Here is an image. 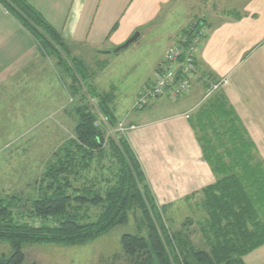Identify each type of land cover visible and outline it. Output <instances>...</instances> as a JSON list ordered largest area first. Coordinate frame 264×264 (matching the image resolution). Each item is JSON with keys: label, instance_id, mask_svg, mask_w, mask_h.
<instances>
[{"label": "trees", "instance_id": "trees-1", "mask_svg": "<svg viewBox=\"0 0 264 264\" xmlns=\"http://www.w3.org/2000/svg\"><path fill=\"white\" fill-rule=\"evenodd\" d=\"M0 5L42 49L58 57V65H67L80 88L85 85L91 77L87 66L67 56L60 32L40 13L25 0H0ZM188 33L205 37L198 23L182 30ZM200 78L204 92L219 81L210 72ZM70 87L79 94L77 87ZM86 89L95 105L79 102L71 108L72 137L52 153L37 194L29 199L0 197V243L11 250L0 254V264H23L24 245L85 244L130 216L146 234L121 236L122 264H244L243 257L264 246V161L219 87L203 94L187 118L215 178L200 190L199 244L192 237L191 219L177 230L168 225L169 206L157 203L128 140L115 131L114 93L97 92L92 83ZM98 113L107 119L106 126L95 125Z\"/></svg>", "mask_w": 264, "mask_h": 264}, {"label": "crops", "instance_id": "crops-1", "mask_svg": "<svg viewBox=\"0 0 264 264\" xmlns=\"http://www.w3.org/2000/svg\"><path fill=\"white\" fill-rule=\"evenodd\" d=\"M25 1L60 32L66 44L67 56L83 61L81 57L85 49L115 48L135 32L139 33V37L142 33H150L152 28L166 19L164 16L176 0ZM234 4L235 1H231V7ZM199 24L203 26L205 37L196 53L192 77L195 84L192 83L189 92L178 98L182 102L193 99L194 103L180 106L176 111L160 117L138 120L130 119L127 114L125 119H118L128 128L125 137L159 205L172 206L188 196H194L192 198L195 199L200 196V190L215 181L202 159L200 147L187 120L190 110L199 104L203 94L206 96L207 91L201 95L197 89L198 84L201 87L204 84L200 78L202 72H210L219 81H224L219 90L228 99L264 160V101L259 102L258 105L262 106L258 108L253 106L257 104L255 99L253 103L250 100L247 103L243 101L244 97L251 94V90L264 89V0H244L230 10L217 8L214 4L211 12L204 11L199 16ZM21 28L0 6V106H20L10 109L9 114L13 115L8 117L10 122L30 118L22 119L21 112L24 111V116L31 113L25 108L21 110L22 105L29 99L36 100L38 89L40 95L48 89L38 84L42 78H30L29 73L35 72L40 51L30 35ZM176 39H171L170 44ZM163 59H159L149 71L143 91L153 81ZM63 68L68 72L67 65ZM66 92L69 94L68 88ZM259 93L263 97L261 100H264V92ZM160 98L150 100L147 106H154ZM54 103L68 105V95L64 103L57 100ZM116 105L115 102L114 108ZM67 109L68 106L61 107L68 116ZM15 110L20 114H16ZM56 112L51 115V120L57 115Z\"/></svg>", "mask_w": 264, "mask_h": 264}, {"label": "rangeland", "instance_id": "rangeland-1", "mask_svg": "<svg viewBox=\"0 0 264 264\" xmlns=\"http://www.w3.org/2000/svg\"><path fill=\"white\" fill-rule=\"evenodd\" d=\"M231 1L236 3L233 7H231ZM243 1L176 0L167 11L164 16L166 19L162 23H158L150 33H142L136 41L118 53H114L116 47L93 51L82 50L81 58L91 77L85 81V85H82L81 88L78 81H73L72 72H66L62 66L58 65V57L52 56L42 49L27 30L0 5L36 43L40 52L36 58L35 72L29 73L31 74L30 78L31 80L33 77L42 78L38 84L48 88L42 91L43 95H40L38 89L36 100L29 99L27 101L30 103L22 105L21 110L25 108L31 111L25 116L24 111L21 112L22 119L30 117L26 120L10 122L8 119L9 116H13L9 114L10 109L20 106L9 104L0 106V120L2 121H0V197L17 195L29 199L36 195L37 180L40 179L51 154L65 142V139L72 137L74 123L71 108L79 102H88L90 107L95 105V101L89 97L86 91V87L90 83L93 84L97 92L112 91L114 93V106L115 102L117 103L114 112L119 120L125 119L127 114L130 119L138 120L160 117L176 111L180 106L192 105L195 101L193 99H185L182 102L180 99L170 100L161 97L154 106L147 105L150 100L156 98L150 99L143 110H138L139 106L136 101H138L137 96L139 98L143 93V83H145L149 71L159 59L165 57L170 49L171 39L184 36L182 30L191 24L198 23L199 16L204 11L211 12L212 5L215 4L217 8L230 10L236 8ZM222 2L225 3L221 5ZM192 83L195 84V82ZM71 85L77 87L78 95L73 94ZM65 87L68 88L69 94ZM197 89L202 95L203 90L200 84L197 85ZM259 92L263 93L264 89L251 90V94L243 98L244 103H247L248 100L253 103L255 99L257 104H253V106L261 107L262 105L258 104L264 100H261L263 97ZM66 94L68 95V105L60 106L54 103L55 100L63 101V103L67 101ZM67 106L68 116L61 110V107ZM133 107L136 108L135 111ZM15 111L16 114H20L18 110ZM55 112L57 115L51 120V115ZM119 124L125 126L123 122ZM108 131L109 134L112 133V130L108 129ZM6 134L8 135L5 136ZM250 139L252 140L251 137ZM104 173L106 174V172ZM93 174L95 176L97 173ZM200 200L201 195L195 199L175 202L176 204L167 207L165 213L167 223L173 230L179 229L186 219H191L193 223L190 225V230L195 229L192 237L196 244L201 241L199 228L196 224L197 219L203 215L202 210L197 207ZM124 234L145 235L146 228L139 224L138 219L130 216L125 224L118 225L101 237L85 244L75 246L24 245L23 252L26 259L23 264H122L126 261L120 243V238ZM10 253V247L5 243H0V254L9 255ZM243 262L244 264H264V246L243 257Z\"/></svg>", "mask_w": 264, "mask_h": 264}, {"label": "built area", "instance_id": "built-area-1", "mask_svg": "<svg viewBox=\"0 0 264 264\" xmlns=\"http://www.w3.org/2000/svg\"><path fill=\"white\" fill-rule=\"evenodd\" d=\"M193 33L179 37L172 44L153 81L138 98L137 106H143L150 99L162 96L175 100L189 91L194 71L195 56L202 37V34ZM223 83L224 81L220 80L213 84L206 95L216 90ZM106 122L107 119L98 113L95 125L106 126ZM127 130L128 128L123 126V124H119L116 131L125 136Z\"/></svg>", "mask_w": 264, "mask_h": 264}, {"label": "water", "instance_id": "water-1", "mask_svg": "<svg viewBox=\"0 0 264 264\" xmlns=\"http://www.w3.org/2000/svg\"><path fill=\"white\" fill-rule=\"evenodd\" d=\"M139 37V33L135 32L130 38H128L123 44H121L120 46H117L114 49V53H118L120 50L127 48L131 43H133L134 41H136Z\"/></svg>", "mask_w": 264, "mask_h": 264}]
</instances>
